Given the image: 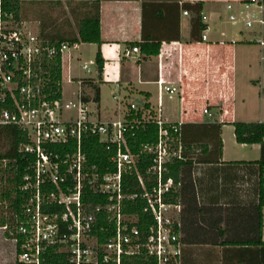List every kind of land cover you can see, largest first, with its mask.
Returning a JSON list of instances; mask_svg holds the SVG:
<instances>
[{
    "label": "built area",
    "instance_id": "built-area-1",
    "mask_svg": "<svg viewBox=\"0 0 264 264\" xmlns=\"http://www.w3.org/2000/svg\"><path fill=\"white\" fill-rule=\"evenodd\" d=\"M237 4L240 9L227 4L229 21L243 23L253 41L264 46V0H240ZM208 31L209 27L202 33L203 41ZM77 45L43 40L39 30L32 29L0 0V127L16 126L25 132L29 142L21 151L28 161L33 157L19 186L29 199L20 215L1 226L13 245L15 264H131L142 260L181 264L182 243L176 227H180L182 204L172 201L180 183L166 177L168 164L185 154L180 124L166 127L167 122L134 102L121 118L100 120L93 115L90 101L83 99L82 80L79 90L73 92L76 99H66L62 88L58 96L53 61ZM132 53H140V48L127 52ZM92 66L97 65H81L88 75ZM159 89L177 92L176 87L163 86L162 82ZM203 112L211 116L209 108ZM150 121L158 125V137L141 148V153L153 155L145 177L139 169V154L130 149L128 137L134 135L133 129ZM174 134L179 135L177 140ZM90 136L106 144L114 170L102 172L89 163L83 142ZM70 143L76 144L75 150H56L68 148ZM129 175L137 179L139 193L124 191V177ZM86 190L106 196L107 205L89 213L82 199ZM137 198L145 201L143 212L153 219L145 231L137 218L127 221L123 213L124 201L135 202ZM51 208L55 211H45ZM103 211L115 228L104 241L99 234L105 230L97 227L98 213Z\"/></svg>",
    "mask_w": 264,
    "mask_h": 264
},
{
    "label": "crops",
    "instance_id": "crops-1",
    "mask_svg": "<svg viewBox=\"0 0 264 264\" xmlns=\"http://www.w3.org/2000/svg\"><path fill=\"white\" fill-rule=\"evenodd\" d=\"M32 1L48 0H22V16L27 11H39L30 4ZM198 1L102 0V44L77 43L66 51L62 58V90L65 72L68 82L73 80L71 84L93 79L100 88L101 101H94L91 86H83V91H90L84 94L90 98L96 118L113 120L103 117L108 108L119 119L127 111L126 101L149 103L153 116L180 124L183 144L207 143V154L192 157L196 168L188 177L185 200L181 202V264H264L263 243L222 244L225 240L245 241L257 236V193L247 169L222 165L261 158L260 144L237 142L233 123L264 122V46L253 41L251 31L239 29L229 35L221 29L225 12L229 21L227 4L240 9V0H202V15L210 31L205 41L191 42L192 12L187 7ZM178 33L180 40H176ZM146 40L162 41L159 54L148 55L140 45V53L127 54L133 48L131 43ZM99 50L105 60L101 79L97 66L91 75H76L74 65H96ZM159 82L176 87L177 92L161 91ZM106 86L114 87V108L106 106ZM205 108L211 116L204 114ZM262 214L264 224V209ZM179 218L181 226V214Z\"/></svg>",
    "mask_w": 264,
    "mask_h": 264
},
{
    "label": "trees",
    "instance_id": "trees-1",
    "mask_svg": "<svg viewBox=\"0 0 264 264\" xmlns=\"http://www.w3.org/2000/svg\"><path fill=\"white\" fill-rule=\"evenodd\" d=\"M6 8L16 14L17 17H21L23 12L22 0H5ZM30 4L36 7L39 12H42L44 16L40 19L39 34L41 38L51 44L60 45L63 42H68L71 45L77 43H96L102 44L101 38V4L102 0H84V1H32ZM204 1H198L193 5H188V9L192 12L191 19V42H202V33L207 29L208 25L203 21L202 10ZM61 8L63 16L59 19L50 16L49 11ZM189 12V11H188ZM176 40H180L178 33ZM133 47L140 45L142 51L148 55L159 54L162 46V41L146 40L142 42L131 43ZM95 63L98 69V78L101 79L105 66V60L99 50ZM53 71L55 75L54 88L58 90V96L61 95L62 88V59L61 55H58L53 61ZM93 79H83V86H91L94 90V101H101V92L97 84L93 82ZM60 89V91H59ZM85 101L90 98L86 95L83 96ZM143 107L149 109V103H142ZM129 119H133V116H128ZM172 125H178L167 123L166 127ZM235 128L236 140L239 144H260L261 145V158L255 161H231L224 162V167H238L247 169L248 178L251 179L254 186L257 199L254 203L256 217L258 219L257 224V236L252 240L243 239H231L225 240L222 244L232 246H243L244 244L259 245L264 244L262 239V231L264 224L263 209H264V122H235L233 123ZM129 135L128 142L129 147L134 154H139V169L140 172L146 177V172L149 166L153 163V155L149 153H141L143 144L155 143L158 137V125L150 121L138 128L132 130ZM179 134V133H178ZM178 134H174L176 140L179 138ZM29 142L25 132L16 126H4L0 127V172H5L6 182L8 186L5 188L3 194V201L7 203V212L1 211L3 220L2 225L7 221H12L14 215H20L29 199V195L25 191H21L19 186L23 184V177L28 172V166L33 162V157L25 156L21 151L23 145ZM65 149L73 151L76 149V144L70 143L68 148H56L57 151L65 152ZM183 149L185 154L180 160H173L169 165V173L166 177H172L175 184L180 183V187L176 193L173 194L172 201H180L184 203L185 200V184L188 182V177L193 174L196 168L195 159L193 156L205 155L210 151V146L207 143H184ZM83 151L87 155L90 164L99 166L102 172H106L107 168L114 170L113 164L110 162L111 153L106 150V144L101 142L97 137H86L83 142ZM222 151V146L220 147ZM189 184V183H188ZM187 185V184H186ZM124 191L127 193H139L138 181L133 175L124 177ZM83 202L85 203L89 213H95L97 206H106L108 198L106 196H99L93 192L86 190L83 195ZM145 201L141 198H137L135 202L125 200L123 203L124 216L129 221L131 218H137L138 225L142 231H145V227L153 222L151 216L143 212ZM183 210L181 211V226L176 227L177 231L183 233ZM45 211L53 212L54 208L45 209ZM4 215V216H3ZM98 225L97 227H103L105 232L100 235L101 240H108L111 238L114 232V226L109 223L107 212L103 211L98 213ZM183 243V238L181 239ZM131 264H151V262L133 261Z\"/></svg>",
    "mask_w": 264,
    "mask_h": 264
},
{
    "label": "rangeland",
    "instance_id": "rangeland-1",
    "mask_svg": "<svg viewBox=\"0 0 264 264\" xmlns=\"http://www.w3.org/2000/svg\"><path fill=\"white\" fill-rule=\"evenodd\" d=\"M26 2V1H25ZM50 16L59 19L60 17L63 16L62 14V10L61 8H55L51 11H49ZM225 14V15H224ZM224 17L222 20V28L224 29L229 35L232 34H236V31L239 29H244V31H250L247 27L244 26L243 23H236L235 25H233V23L229 22L227 19V14L226 12L224 13ZM44 16V14L42 12L39 11H27L25 13L24 16H22V19L27 21L32 29L34 30H39L40 28V19ZM241 34V33H239ZM251 34V33H250ZM81 50V49H80ZM87 61H89V58H86ZM74 71L76 75H84L87 76V73L85 71H83L81 65H74ZM92 68L94 69V66H92ZM63 87H64V97L66 99H76L77 98V93L74 94V91H78V80L74 81V84H71L70 82H68L67 80V73L65 72L64 77H63ZM113 89L114 87H109L106 86L104 88V95L106 97V106L114 108L117 106V101L115 99H113V97L111 96L113 93ZM90 91L87 89H84V93L87 95ZM128 104H130L131 102L134 103H139L141 104L139 101H126ZM103 117L104 118H114L113 120L118 119V115L117 113L114 112V110H110L108 111V108L103 112ZM121 118V117H119ZM105 121V120H103ZM6 173L5 172H0V212L3 211L5 212L4 215H6V204L5 201H3V194L5 192V188L8 186L7 182H6V176H4ZM3 215V216H4ZM134 219V218H132ZM2 214L0 215V264H15V255L13 252V245L11 243V241H9V239L6 237V235L3 232V228L2 226Z\"/></svg>",
    "mask_w": 264,
    "mask_h": 264
}]
</instances>
